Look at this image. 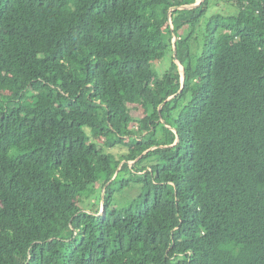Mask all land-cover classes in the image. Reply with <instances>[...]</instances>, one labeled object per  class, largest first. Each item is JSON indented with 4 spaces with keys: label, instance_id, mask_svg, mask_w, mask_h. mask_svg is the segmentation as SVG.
<instances>
[{
    "label": "trees",
    "instance_id": "16d2710c",
    "mask_svg": "<svg viewBox=\"0 0 264 264\" xmlns=\"http://www.w3.org/2000/svg\"><path fill=\"white\" fill-rule=\"evenodd\" d=\"M195 2L0 0V264H264V0Z\"/></svg>",
    "mask_w": 264,
    "mask_h": 264
},
{
    "label": "rangeland",
    "instance_id": "374dc122",
    "mask_svg": "<svg viewBox=\"0 0 264 264\" xmlns=\"http://www.w3.org/2000/svg\"><path fill=\"white\" fill-rule=\"evenodd\" d=\"M217 8L218 9H221V13H223V14H227L228 13V10H226V9H228V8H226V7H224V6H217ZM216 8V9H217ZM232 12H234V9L232 10ZM168 57H165V58H163V60L162 61H160V62H158V63H153L152 64V70L154 71V72H156V73H158V71H160L159 73H161L162 71H164L168 66H167V64H168ZM176 62V61H175ZM167 66V67H166ZM179 70H180V72H181V68L179 67ZM135 115V114H134ZM163 121V120H162ZM162 123V122H161ZM163 124V123H162ZM117 148H114L112 151H113V153H116L117 152V150H116ZM104 152L105 153H108V150L107 149H104ZM129 165H132V163L130 162V163H128ZM131 187H133V189H131L130 191H128V192H126L125 194H123L122 196H121V200L122 201H126V200H128V199H130V198H132V197H134L137 193H138V191L140 190V185L138 184V183H135V184H131L130 185V187H128L126 190H128L129 188H131ZM100 211H99V215L100 214H102V210H103V207H102V205L100 206V209H99Z\"/></svg>",
    "mask_w": 264,
    "mask_h": 264
},
{
    "label": "water",
    "instance_id": "95a60500",
    "mask_svg": "<svg viewBox=\"0 0 264 264\" xmlns=\"http://www.w3.org/2000/svg\"><path fill=\"white\" fill-rule=\"evenodd\" d=\"M202 1H203V0H196V2H195L193 5H190V6H175V7H172V8L170 9V12H171V11H176V10H189V9H193V8L199 6V4H200ZM168 16H169V23H170V25H171V21H170V13H169ZM175 41H176V39H174L173 43H174ZM173 59H174V62L176 61V63L178 64L177 59H176V49H175L174 46H173ZM179 67L181 68V72H180V74H181V87H180L178 93L181 92V90H182V88H183V86H184V79H185L183 68H182L181 66H179ZM174 97H175V96H171V97L168 98L165 102L172 100ZM163 104H164V103H163ZM160 107H161V105H160ZM160 107H159V108H160ZM161 122L163 123L162 120H161ZM164 126H165V125H164ZM173 131H174V130H173ZM102 213H103V210H102Z\"/></svg>",
    "mask_w": 264,
    "mask_h": 264
}]
</instances>
